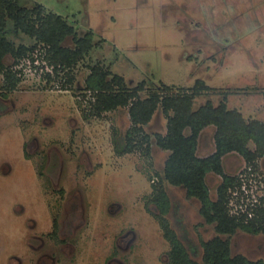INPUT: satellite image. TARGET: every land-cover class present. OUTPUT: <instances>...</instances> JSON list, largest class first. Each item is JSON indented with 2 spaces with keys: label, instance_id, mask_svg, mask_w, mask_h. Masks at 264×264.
<instances>
[{
  "label": "rangeland",
  "instance_id": "rangeland-1",
  "mask_svg": "<svg viewBox=\"0 0 264 264\" xmlns=\"http://www.w3.org/2000/svg\"><path fill=\"white\" fill-rule=\"evenodd\" d=\"M24 4L44 6L66 18L80 34L92 32L98 45L85 63L104 61L129 86L145 81L148 87L189 89L200 80L211 89L235 91L229 102L264 98V0H24ZM85 66L81 63L75 70L77 88L89 75ZM43 86L41 72L26 63L19 89L5 102L0 98L4 116L0 120V264H8L12 257L29 261L28 240L34 231L28 222L48 220L49 208L73 203L76 197L82 199L86 220L80 264H108L117 237L132 229L136 243L119 254L125 264H165L170 247L144 207L153 192L152 179L157 173L163 177L169 156L154 141L155 134L166 132L161 112L145 127L152 136L150 150L118 156L113 130L124 134L129 129L126 110L86 120L73 92L60 90L58 84L52 89ZM221 97H200L196 105L207 99L217 104ZM223 164L228 175H239L246 165L238 155L226 157ZM260 165V175L245 179L242 193L234 195V211L241 201L264 191V160ZM41 172L56 176L55 184H60L56 189L65 193L63 202L58 192H45ZM221 182L214 174L208 176L212 199ZM163 184L173 206L170 221L186 247L199 249L201 240L216 236L214 226L205 224L200 204L187 199L185 190ZM112 204L117 206L109 208ZM230 240L234 254L264 260V234L238 232ZM194 257L202 264L198 253Z\"/></svg>",
  "mask_w": 264,
  "mask_h": 264
},
{
  "label": "trees",
  "instance_id": "trees-1",
  "mask_svg": "<svg viewBox=\"0 0 264 264\" xmlns=\"http://www.w3.org/2000/svg\"><path fill=\"white\" fill-rule=\"evenodd\" d=\"M22 38L28 42H21ZM97 45L92 32L80 34L66 18L40 4L28 7L24 0H0V97L9 98L19 89L24 80V67L29 63L41 72V80L45 81L42 89H52L58 84L60 90L73 92L78 110L86 120L102 119L109 113L126 110L131 123L129 129L124 134L113 130L114 151L118 156L150 150L152 136L146 133L145 127L161 112L166 120V132L155 134L154 141L169 156L162 169L163 177L157 173L152 179L153 192L145 200V207L150 212V204L156 206L158 214L152 215L172 246L169 264H200L195 253L199 254L202 264H264L262 259L253 261L234 254L230 240L238 232L253 236L264 234V196L254 205L247 204L245 210L234 211L233 207L234 194L242 193L245 179L261 173L264 122L245 118L228 106V96L235 91L211 89L200 80L189 89L164 84L148 87L145 81L129 86L104 61L85 63ZM81 63L86 65L89 75L85 85L77 88L75 70ZM214 94L223 99L217 104L207 99L204 104L196 105L200 97ZM208 129L212 133L204 138L211 135L212 148L202 157L198 154L200 138ZM231 154L245 161L239 175L225 173L223 160ZM210 174L222 179L215 199L211 198L207 183ZM164 182L185 190L187 199L200 204L205 224L214 226L216 236L201 240L199 249L186 247L166 218L173 206ZM236 200L239 204L240 199Z\"/></svg>",
  "mask_w": 264,
  "mask_h": 264
},
{
  "label": "flooded vegetation",
  "instance_id": "flooded-vegetation-1",
  "mask_svg": "<svg viewBox=\"0 0 264 264\" xmlns=\"http://www.w3.org/2000/svg\"><path fill=\"white\" fill-rule=\"evenodd\" d=\"M1 98V97H0ZM4 102L8 98H1ZM4 116L0 115V120ZM59 167V165H58ZM56 171L54 169L53 172ZM56 176L43 175L41 172L40 179L43 181V189L46 193H56L60 194V198L63 202V195L65 193L62 190H57L56 185H60L59 182L55 184ZM82 199L76 197L75 202L69 201L67 204H63L64 208L59 207L61 205H53L54 208H49L48 220H43L36 222V220H30L28 225L32 226L34 231L32 236L28 240V247L31 251L32 257L29 261L23 260L21 257H12L8 264H80L81 260V249L83 248V231L86 227V220L84 217V208L81 204ZM147 201L144 203L146 206ZM117 206V204H112L109 208ZM120 208V207H119ZM150 212L146 209L150 217H152L159 227L162 233L163 239L168 243L170 250L172 246L166 240L164 231L162 230L159 221H157L153 214H158L156 206L150 204ZM148 208V209H149ZM171 214L166 215V218L170 221L169 217ZM171 227L177 233L172 222ZM132 229V228H131ZM179 236V234L177 233ZM180 237V236H179ZM117 241L114 245V251L111 257L108 259V264H125V261L121 259L119 254L125 249V251L130 250L132 245L136 243L138 236L134 229L131 231L124 232L121 236L117 237ZM126 245L125 247H123ZM127 249V250H126ZM169 252L165 255L166 263L169 264ZM103 264V263H102Z\"/></svg>",
  "mask_w": 264,
  "mask_h": 264
},
{
  "label": "crops",
  "instance_id": "crops-1",
  "mask_svg": "<svg viewBox=\"0 0 264 264\" xmlns=\"http://www.w3.org/2000/svg\"><path fill=\"white\" fill-rule=\"evenodd\" d=\"M254 96L256 98H258L257 95L254 94ZM228 106L232 109H237L238 111H240L244 115L245 118L257 119V120L264 122V98H263V96H262V98H258L257 100H250V99L247 100L246 99L244 101H242V100L231 101V102L228 101ZM206 131L203 132V135L200 138L198 154H200V152H205L207 150L210 151L212 148L211 147L212 145L210 143L211 137L209 136V138H207V137H206V139L204 138ZM208 153L202 154L200 156L203 157V156L207 155ZM231 155H235V154H231ZM228 156H230V155H228ZM228 156H226V157H228ZM225 158H224V160H225ZM224 160H223V163H224Z\"/></svg>",
  "mask_w": 264,
  "mask_h": 264
},
{
  "label": "built area",
  "instance_id": "built-area-1",
  "mask_svg": "<svg viewBox=\"0 0 264 264\" xmlns=\"http://www.w3.org/2000/svg\"><path fill=\"white\" fill-rule=\"evenodd\" d=\"M251 177H255L253 174L252 175H250ZM257 176V175H256ZM262 179V178H261ZM262 189H264V188H262ZM242 190H243V188H242ZM242 190H241V192H242ZM238 193H236V195H237ZM235 195V194H234ZM264 196V191H262L261 192V195H258V196H256L255 198H252L251 200H247V202H245V201H241V205H240V209H242V210H245V208H246V206H247V204H250L251 203V205H254L256 202H257V199L259 198V197H263ZM251 216V215H250Z\"/></svg>",
  "mask_w": 264,
  "mask_h": 264
}]
</instances>
